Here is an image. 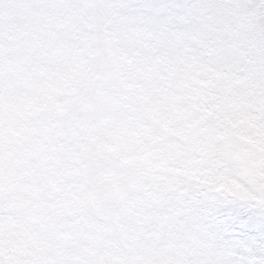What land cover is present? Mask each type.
<instances>
[{
	"label": "rangeland",
	"instance_id": "obj_1",
	"mask_svg": "<svg viewBox=\"0 0 264 264\" xmlns=\"http://www.w3.org/2000/svg\"><path fill=\"white\" fill-rule=\"evenodd\" d=\"M73 1L71 13L27 1L19 12L22 25L7 27L16 33L2 38L8 47L20 46L18 57L6 62L5 81L0 75L1 97L8 94L0 99V249L13 264L26 257L42 264H138L155 254L140 224L142 194L108 213L120 187L116 180L111 184L119 172L109 169L108 159L189 176L216 192L264 205V84L258 78L247 86L233 82L223 130L194 132L186 125L192 114L179 106L176 93L195 99L210 87L207 67L182 63L174 51L160 61L162 70L136 87L144 70L126 57L133 29L122 5L130 0H99L115 72L101 78L95 95L82 93L90 53L79 59L78 50L68 60L59 32L41 34L44 45L32 46L39 39L32 25H43L49 16L62 17L65 26L70 18L91 21L81 10L93 14L92 0ZM9 74L14 79L6 81ZM238 227L230 229L237 240L264 235Z\"/></svg>",
	"mask_w": 264,
	"mask_h": 264
},
{
	"label": "snow or ice",
	"instance_id": "obj_2",
	"mask_svg": "<svg viewBox=\"0 0 264 264\" xmlns=\"http://www.w3.org/2000/svg\"><path fill=\"white\" fill-rule=\"evenodd\" d=\"M36 3L48 9L71 7L70 0ZM122 7L133 29L127 60L144 70L136 87L143 86L146 76L162 70L160 61L174 51L182 63L207 67L210 87L195 99L176 93L182 97L179 106L192 114L186 125L194 132L219 134L223 130L228 116L225 99L233 82L247 86L258 78L264 84V0H130ZM41 31L45 36L62 33L69 45L81 39L80 29L67 28L59 16H49ZM76 46L83 51V45ZM169 140L182 143L179 137L165 138ZM142 196L145 214L140 224L155 254L138 264H264V235L241 241L230 232L240 225L264 234V205L238 200L184 177L161 178L158 186L148 179ZM0 264H13L2 249ZM22 264L42 262L26 257Z\"/></svg>",
	"mask_w": 264,
	"mask_h": 264
},
{
	"label": "trees",
	"instance_id": "obj_3",
	"mask_svg": "<svg viewBox=\"0 0 264 264\" xmlns=\"http://www.w3.org/2000/svg\"><path fill=\"white\" fill-rule=\"evenodd\" d=\"M32 1V0H27ZM26 0H9L4 5H1L0 0V43L3 44V47L0 48V75L1 77L7 78V72L5 70H8L9 66L6 65V62L10 63V59H15L18 57L15 50H20V46L17 49L16 47L13 49L11 47L6 46L7 44L3 41V36H9L12 33L15 32V30L7 29V27H13L15 25H22L20 18H19V12L22 8L26 7L27 4ZM71 7L69 12L71 13L73 11V7H77L76 3H74L73 0L70 2ZM91 5L93 6L92 12H90V9H82L81 13L88 14L91 16L89 22H86L85 24L82 23V21L75 20V19H67V28H79L81 32V39L78 42H75L72 45L67 44L66 49L70 51V53L67 54V59L69 60L70 57H73L75 59V54L78 50H81L79 47L76 46V44L83 45V52L80 53L79 59L82 58V56L86 53H90L88 56L89 63L87 64V68L85 71V82L81 83L82 87L81 90L82 93L87 92L90 95H95L97 91V87L100 85V82H102L101 78L106 77L107 74H111L112 72H115L111 70L110 65V51H109V43L108 40L106 41L105 37V26L102 22L101 17V6L99 0H92ZM67 8L63 10V12H67ZM61 11V9H59ZM68 12V13H69ZM55 14V13H54ZM30 19V22L33 20V18ZM20 21V22H18ZM44 24V23H43ZM13 25V26H11ZM42 24L38 23L36 26L32 25L31 30L34 32V35L37 36V39L35 38V42L32 46L36 48H40V46L44 45V38L41 37L42 31L40 30V26ZM16 33V32H15ZM57 34V33H55ZM41 38V39H40ZM26 39V38H24ZM9 49V51L7 50ZM77 49V50H75ZM23 50H21L22 52ZM21 61L26 62L25 59H22ZM13 65V64H12ZM70 67V66H69ZM10 75V74H9ZM14 79L12 75L8 77L6 81H10ZM136 78H132L131 81H128L131 85L136 82ZM135 87V86H133ZM143 96L145 94L142 92ZM2 95V89H0V99L4 100L1 97ZM262 140L264 142V137L262 136ZM101 163V161H99ZM106 164L108 165L109 169L115 170L119 172V174H113V178L111 180V184L116 180L115 186H120L119 191H116L112 194L111 202L114 206H110L108 209V213H113L121 204H123L128 199H131L132 197L136 195H141L142 190L144 188L145 181L148 179L153 180V182L158 186V183L161 178H175V177H184L188 180H195L192 179L189 176H184L182 174H174L171 172H168L164 169H156V168H149L145 167L143 164L138 163H128L126 161H122L119 159H108L106 161ZM113 181V182H112ZM119 184V185H118ZM227 194L225 192H218ZM229 195V194H227ZM235 230H238L239 227L236 225L233 227Z\"/></svg>",
	"mask_w": 264,
	"mask_h": 264
}]
</instances>
